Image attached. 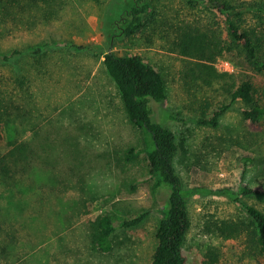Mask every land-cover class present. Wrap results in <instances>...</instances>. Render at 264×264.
Instances as JSON below:
<instances>
[{
	"label": "rangeland",
	"instance_id": "rangeland-1",
	"mask_svg": "<svg viewBox=\"0 0 264 264\" xmlns=\"http://www.w3.org/2000/svg\"><path fill=\"white\" fill-rule=\"evenodd\" d=\"M149 1L145 28L111 50L119 56L137 54L163 76L166 99L154 107L153 119L175 135L179 152L174 166L184 189L236 192L244 184L264 189V119L258 135L250 136L241 114L246 106L238 101L217 127L200 125V91L197 96L195 88L186 87L182 73L188 60L172 50L179 27L217 19L208 8L191 7L186 0ZM115 2L56 0L21 15L28 25L0 39V96L24 107L27 116L12 126L18 141L28 142L33 152L27 176L12 189L0 186V226L15 238L9 264L150 263L169 190L153 188L143 153L125 159L130 150L141 148L142 139L102 64L109 50L103 17ZM253 17L248 14L247 21L254 23ZM39 45L43 52L32 56ZM14 50L18 54L10 63L3 62ZM213 66L231 73L237 84L254 78L264 89V70L255 72L236 54L222 55ZM16 77L24 79L22 86L11 84ZM6 128L2 123L1 129ZM246 157L253 162L245 163ZM240 200L264 213V202ZM187 206L186 264H200L209 250L218 254V264H264V254L248 247L244 237L228 239L204 230L207 222L245 218L238 203L222 195H194ZM102 213L118 227L108 254L94 249L88 230V223ZM141 213L146 218L140 225L119 228L122 220Z\"/></svg>",
	"mask_w": 264,
	"mask_h": 264
},
{
	"label": "trees",
	"instance_id": "trees-1",
	"mask_svg": "<svg viewBox=\"0 0 264 264\" xmlns=\"http://www.w3.org/2000/svg\"><path fill=\"white\" fill-rule=\"evenodd\" d=\"M54 2L56 0H0V39L28 25V21L21 15ZM186 2L191 7L208 8L217 19L207 20L201 26L185 24L177 29L172 41V50L188 60L182 73L186 87L195 88L197 96L200 91V97L196 101L200 111L198 123L217 127L220 117L235 102L240 101L246 106L241 114L249 127L247 133L250 136L258 135L255 131L264 119V89L254 78L237 84L231 73L218 72L213 64L222 55L233 53L255 72H263L264 0ZM150 9L149 0H116L107 8L102 23V31L109 46L108 52L103 55L102 64L119 92L128 121L140 131L142 139L141 148L137 151L130 150L125 159L132 161L143 153L149 163L153 188L165 187L169 190L167 202L160 210V219L154 233L156 245L149 264H186L184 243L191 227L187 199L194 195H222L238 203L246 214L245 218L207 222L204 230L228 239L244 237L248 247L251 246L259 255H263L264 213L241 201L240 196L264 202V189L246 184L240 185L236 192L200 186L184 189L174 166L179 152L175 135L164 122L153 119L154 107L166 99L163 76L141 56L133 53L119 56L111 50L117 41L132 38L145 28ZM248 14L254 15V23L247 21ZM42 52V46L39 45L31 51V55L39 56ZM16 54L18 51L14 50L10 55H4L2 61L10 63ZM11 84L22 86L24 79L18 80L16 77ZM23 108L16 100L0 96V142H4L0 151V186L6 190L12 189L24 179L31 168L30 158L33 152L30 145L26 141H18V131L12 126V122L16 123L27 116ZM2 123L7 127L4 131L1 129ZM246 162H253V159L246 157ZM20 211L16 210L15 214L19 215ZM1 213L0 210V216ZM145 218L146 213H141L134 218L122 220L119 228L136 227ZM117 228L108 213L99 214L90 221L88 230L94 249L102 254L112 252ZM14 246L13 234L0 226V264H9ZM200 264H218V254L207 251Z\"/></svg>",
	"mask_w": 264,
	"mask_h": 264
}]
</instances>
